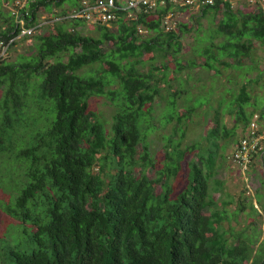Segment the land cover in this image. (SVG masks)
Instances as JSON below:
<instances>
[{
    "label": "trees",
    "instance_id": "obj_1",
    "mask_svg": "<svg viewBox=\"0 0 264 264\" xmlns=\"http://www.w3.org/2000/svg\"><path fill=\"white\" fill-rule=\"evenodd\" d=\"M66 1L14 5L0 39L39 23L40 7ZM81 1L71 0L54 15L60 20L50 18L43 32L32 35L31 52L0 60V212L6 222L0 264H264V242L254 252L244 230L227 235L223 222L231 215L229 201L213 196L222 182L209 187L217 137L221 130L226 135V128L215 117V126L202 137L205 144L182 143L183 120L195 108L176 111L184 86L165 95L161 122L175 118L176 123L163 136L162 158L150 150L154 101L163 98L160 84L168 76V65L155 64L156 58L170 54L176 72L196 66L177 59L178 33L165 28L167 15L187 7L167 2L137 18L121 13L110 24L63 18ZM220 4L226 18L217 32L228 36L222 46L228 59L220 64L242 66L254 40L264 44V10L234 13L229 0H216L200 14L217 11ZM83 24L99 34L83 33ZM139 28L153 34L147 39ZM185 28L179 25V31ZM205 52L202 65L214 69L210 59L216 56ZM94 64L100 68L85 69ZM246 87L243 83L231 102L235 122L245 130L254 113L259 124L264 117V109H245L251 99ZM92 96L116 105L109 127L91 108ZM188 152L193 156L186 162V182L175 192ZM263 153L264 148L256 155ZM242 210L243 205L233 214Z\"/></svg>",
    "mask_w": 264,
    "mask_h": 264
},
{
    "label": "rangeland",
    "instance_id": "obj_2",
    "mask_svg": "<svg viewBox=\"0 0 264 264\" xmlns=\"http://www.w3.org/2000/svg\"><path fill=\"white\" fill-rule=\"evenodd\" d=\"M16 1L0 0V29L7 24L5 18L8 11L16 9L14 7ZM70 1L67 0L60 6L52 5L50 9L40 7L37 17L40 22L45 23L54 17L57 12L70 7ZM229 2L230 8L234 13L239 10L249 11L254 8L247 3V0H229ZM24 4L22 3L20 6ZM222 6L220 4V8L217 11L209 8L204 15L200 14L201 8L175 9V12L166 21L168 28L172 27L178 33L181 43L180 52L176 55L177 59L184 66L188 61H195L196 66L194 68L185 66L181 71L176 72L175 59L170 54H167L163 59L160 56L156 58L155 64L166 63L168 65L166 83L169 85L163 82L160 84L163 98H155V110L153 112V123L156 129L150 131L147 137L150 141L152 154L157 159H161L163 136L170 134L173 125L176 123L175 118L164 125L161 122L162 115L166 111L165 95L180 86H184L185 90L177 99L176 111L184 113L186 107L195 106L192 114L183 120L182 126L184 127L185 135L182 143L192 144L200 141L205 144V140L202 137L207 135L208 130L215 126V117H217L220 122L219 127L222 128L224 126L227 134L224 135L221 130V136L217 137L218 147L215 149L214 156L215 174L209 179V187L213 188L216 186L214 184L216 181L222 182L221 189L213 191V196L217 200L229 201L226 209L231 215L223 222V227L228 231L227 235L229 236L230 232L244 230V233L251 236L253 251L256 252L264 242V153L262 154L263 157L256 155L246 169H242L232 161V151L239 140L238 138L244 135L245 128L240 122H235V110H233L235 104L231 102L238 94L240 86L246 83V89L251 99L250 105H246L245 109L259 113L262 111V107H264V44L254 40V49L244 59L242 66L231 65L232 67H225L221 65V59H228L222 49L228 36L217 32L219 22L226 18ZM181 23H184L186 28L179 31ZM44 28L42 27L40 31L43 32ZM80 29L88 35L99 34V31L90 24H83ZM141 29L142 36L147 39L153 34L152 30ZM33 42L32 35L22 37L13 42L14 45L5 56L7 57L6 61H13L20 54L31 52L33 50ZM206 49L210 50L217 58L216 60L210 59L214 65V69L211 70L202 65L207 56L205 54ZM150 55L151 53L144 55L143 59H148ZM66 58L67 56H63L64 60ZM148 67L149 65L145 64L143 69H148ZM91 68H100V65L94 64L85 69ZM180 81L183 83L182 85H180ZM89 102L91 108L98 113L106 122V126L109 127L116 105L105 96H92ZM215 111L218 112L217 115ZM262 121L264 122V119L260 122L259 130L263 134L262 140L264 142V123ZM192 156L193 153L188 152L182 161L181 170L174 183L175 192H178L185 185L186 162ZM149 174L153 175V172L149 171ZM241 205H243V210L234 215L235 209ZM4 220L0 212V235L6 224ZM11 235L13 236L14 234L11 233Z\"/></svg>",
    "mask_w": 264,
    "mask_h": 264
},
{
    "label": "built area",
    "instance_id": "obj_3",
    "mask_svg": "<svg viewBox=\"0 0 264 264\" xmlns=\"http://www.w3.org/2000/svg\"><path fill=\"white\" fill-rule=\"evenodd\" d=\"M215 1L216 0H82L79 7L71 9L63 18H78L87 22L110 24L113 20L117 19L121 13H124L128 19L137 18L139 14L153 11L158 6L165 5L167 2L173 5L190 8H202L204 6L213 5ZM25 2L26 0H17L15 5L20 6ZM247 3L254 8L261 7V9L264 10V0H247ZM171 15L170 13L166 16V29L172 28H168L166 23ZM61 18V16H58L54 17L52 20H60ZM47 22L48 21L45 23ZM45 23L39 22L30 27H24L17 36L10 37L7 40L0 39V60L6 56L15 39L41 32V27ZM138 30L142 32L141 28ZM259 129V114L254 113L249 125L244 131V135L238 138V143L231 154L232 161L242 169H246L252 163L256 154L261 153L264 148V142L262 140L263 134Z\"/></svg>",
    "mask_w": 264,
    "mask_h": 264
},
{
    "label": "crops",
    "instance_id": "obj_4",
    "mask_svg": "<svg viewBox=\"0 0 264 264\" xmlns=\"http://www.w3.org/2000/svg\"><path fill=\"white\" fill-rule=\"evenodd\" d=\"M263 106H264V103H263ZM264 109V107H262V110ZM262 119H264V117L262 118ZM262 123H264L263 121H262Z\"/></svg>",
    "mask_w": 264,
    "mask_h": 264
}]
</instances>
